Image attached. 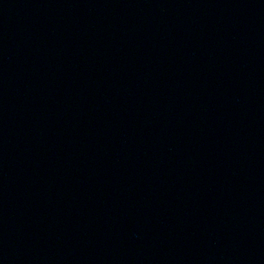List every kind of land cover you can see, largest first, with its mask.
I'll return each instance as SVG.
<instances>
[{
	"label": "water",
	"instance_id": "1",
	"mask_svg": "<svg viewBox=\"0 0 264 264\" xmlns=\"http://www.w3.org/2000/svg\"><path fill=\"white\" fill-rule=\"evenodd\" d=\"M0 264H264V0H0Z\"/></svg>",
	"mask_w": 264,
	"mask_h": 264
}]
</instances>
